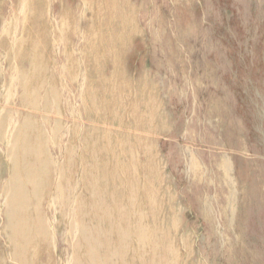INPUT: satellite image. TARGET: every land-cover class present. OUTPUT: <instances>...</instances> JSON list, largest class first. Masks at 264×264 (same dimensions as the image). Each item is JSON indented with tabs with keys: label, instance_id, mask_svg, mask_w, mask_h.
Masks as SVG:
<instances>
[{
	"label": "rangeland",
	"instance_id": "374dc122",
	"mask_svg": "<svg viewBox=\"0 0 264 264\" xmlns=\"http://www.w3.org/2000/svg\"><path fill=\"white\" fill-rule=\"evenodd\" d=\"M41 1L0 15V264L44 247L48 264H264V0ZM29 136L50 186L38 205L26 194L20 224L13 165Z\"/></svg>",
	"mask_w": 264,
	"mask_h": 264
},
{
	"label": "bare ground",
	"instance_id": "6f19581e",
	"mask_svg": "<svg viewBox=\"0 0 264 264\" xmlns=\"http://www.w3.org/2000/svg\"><path fill=\"white\" fill-rule=\"evenodd\" d=\"M5 1H6V0H0V15L3 14V11H4L3 8H5V4H6ZM31 1H34L35 4H34V3L32 4ZM18 2H19V0H16V5H17ZM40 3H42L41 0H28V4H26V6H25L24 8H25L28 12H29L30 10L33 11V10H35V9L37 8L38 5H40ZM41 6H42V5H41ZM41 6H40V7H41ZM18 7H19V6H18ZM26 10H25V11H26ZM38 11H39V10H38ZM46 11H47V10H46ZM155 11H156V10H155ZM33 12H34V11H33ZM168 12H169V11H168ZM14 13H15V12H14ZM33 15H34V14H33ZM38 15H39V14H38ZM25 17H26V15H25ZM27 17H28V16H27ZM32 17H33V16H32ZM40 17H41V16H40ZM32 19H34V18H32ZM32 19H30V20H32ZM39 19H40V18H39ZM27 20H29V19H27ZM34 21H35V19H34ZM37 21H39L38 23H39V25H40V24H42L43 18H41L40 20L37 19ZM30 22H31V21H30ZM31 23H32V22H31ZM31 23H30V24H31ZM36 23H37V22H36ZM28 24H29V23H28ZM26 26H27V25H26ZM27 27H28V26H27ZM35 27H36V26H35ZM40 27H41V26H40ZM40 27H39V28H40ZM31 29H32V28H31ZM33 29H34V28H33ZM37 29H38V27H37ZM9 30H10V29H9ZM23 31H24V30H23ZM23 31H22V32H23ZM29 31H30V30H29ZM36 31H37V30H36ZM38 31H39V30H38ZM38 31H37V32H38ZM10 32H11V31H10ZM30 33H31V31H30ZM153 33H154V32H153ZM19 34H20V33H19ZM22 34H23V33H22ZM26 34L28 35V32H27ZM9 35H10V34H9ZM9 35H8V36H9ZM23 35H24V34H23ZM31 35H33V34H31ZM31 35H30V36H31ZM36 35H37V34H36ZM28 36H29V35H28ZM38 36H39V35H38ZM144 36H145V35H144ZM10 37H11V36H10ZM34 37H35V36H34ZM2 38H3V37H2ZM13 39H14V38H13ZM13 39H12V40H13ZM17 39H18V38H17ZM20 39H21V38H20ZM24 39H25V38H24ZM1 40H2V39H1ZM4 40H5V39H4ZM4 40H3V41H4ZM14 40H15V39H14ZM18 40H19V39H18ZM42 40H43V38H42ZM44 40H45V39H44ZM5 41H6V40H5ZM5 41H4V42H5ZM9 41H11V40H9ZM40 41H41V39H40ZM13 42H14V41H13ZM15 42H16V41H15ZM32 42H33V41H32ZM24 43H26V42H24ZM27 43H28V42H27ZM33 43H34V42H33ZM45 43H46V42H45ZM172 43H173V41H172ZM5 44H6V43H5ZM18 44H19V42H18ZM42 44H43V43H42ZM9 45H10V42H9ZM23 45L25 46L26 44H23ZM23 45H20V46H23ZM28 45H29V44H28ZM7 46H8V45H7ZM7 46H6V47H7ZM43 46H44V44H43ZM43 46H42V47H43ZM1 47H2V45H1ZM3 47H5V45H4ZM14 47H15V46H14ZM44 47H45V46H44ZM20 48H21V47H20ZM45 48H46V47H45ZM3 49H4V48H3ZM8 49H9V48H8ZM13 49H14V48H13ZM41 49H42V52H43V48H41ZM21 50H22V49H21ZM21 50H20V52H21ZM37 50H38V49H37ZM6 51H7V50H6ZM8 51H9V50H8ZM26 51H27V49H26ZM44 51H45V49H44ZM1 52H2V51H1ZM13 52H14V51H13ZM2 53H3V52H2ZM8 53H9V52H8ZM8 53H6V54H8ZM4 54H5V53H4ZM10 54H12V53H10ZM28 54H30V53H28ZM44 54H46V53H44ZM44 54H43V55H44ZM8 55H9V54H8ZM13 55H14V54H13ZM25 55H27V54H25ZM31 55H33V53H32ZM34 55H35V54H34ZM10 56H11V55H10ZM27 56H28V55H27ZM27 56H26V59H27ZM11 57H12V56H11ZM29 57H30V55H29ZM35 57H36V56H35ZM15 58H16V57H15ZM31 58H34V57L32 56ZM0 60H2V59H0ZM4 60H5V59H4ZM8 60H10V59H7V61H8ZM28 60H29V59H28ZM28 60H27V61H28ZM35 60H36V59H35ZM2 61H3V60H2ZM13 61H14V56H13ZM30 61H32V60H30ZM39 61H40V60H39ZM14 62H15V61H14ZM19 62H20V61H19ZM36 62H37V61H36ZM36 62H35V63H36ZM4 63H6V62L4 61ZM39 63H41V62H39ZM14 64H15V63H14ZM20 64H22V63H20ZM29 64H30V63H29ZM32 64H33V62H32ZM10 65H11V64H10ZM34 65H35V64H34ZM37 65H38V63H37ZM4 66H5V65H4ZM11 66H12V65H11ZM16 66H17V65H16ZM7 67H8V66H7ZM12 67H13V66H12ZM33 67H35V66H33ZM37 67H38V66H37ZM8 68H9V67H8ZM19 68H20V67H19ZM21 68H22V66H21ZM27 68H28V67H27ZM17 69H18V68H17ZM23 69H24V67H23ZM25 69H26V68H25ZM4 70H5V69H4ZM4 70H3V71H4ZM24 71H25V70H24ZM29 71H30V70H29ZM33 71H34V70H33ZM35 71H36V70H35ZM38 71H39V70H38ZM5 72H6V71H5ZM19 72H20V71H19ZM16 73H17V71H16ZM28 73H29V72H28ZM41 73H42V71H41ZM2 74H3V73H2ZM17 74H19V73H17ZM29 74H31V73H29ZM39 74H40V73H39ZM31 75H33V74H31ZM34 75H35V74H34ZM37 75H38V74H37ZM23 76H24V75H23ZM29 76H30V75H29ZM40 76H42V75L40 74L39 77H40ZM32 77H33V76H31V78H32ZM0 78H1V77H0ZM7 78H8V77H7ZM24 78H25V77H24ZM24 78H23V79H24ZM31 78H27V79H31ZM58 78H59V77H58ZM18 79H19V78H18ZM27 79H25V80H27ZM38 79H39V78H38ZM5 80H6V79H5ZM3 81H4V80H3ZM27 81H28V80H27ZM42 81H43V80H42ZM42 81H41V82H42ZM18 82L21 83L19 80H18ZM6 83H7V82H6ZM8 83H9V82H8ZM42 83H43V82H42ZM29 84H30V83H29ZM34 84H35V83H34ZM2 85H3V83H2ZM18 85H20V84H18ZM31 85H32V84H31ZM31 85H30V86H31ZM35 85H37V83H36ZM30 86H28V87H30ZM44 86H45V85H44ZM8 87H9V85L7 86V88H8ZM40 87H41V86H40ZM40 87H39V89H41ZM45 87H46V86H45ZM7 88H6V89H7ZM6 89H4V90H6ZM18 89H19V88H18ZM29 89H30V88H29ZM29 89H26V90L29 91ZM33 89H34V88H33ZM39 89L37 88L36 91L38 92ZM26 90H25V91H26ZM47 90H48V89H47ZM17 91H18V90H17ZM17 91H16V92H17ZM36 91H35V92H36ZM7 92H8V91H7ZM29 93H31V92H29ZM29 93H27V91H26L25 94H29ZM7 94H8V93H7ZM19 94H20V93H19ZM19 94H18V97H19ZM31 94H32V93H31ZM39 94H40V92H39ZM39 94H35V95H39ZM29 95H30V94H29ZM29 95H28V96H29ZM35 95H34V96H35ZM43 95H44V93H43ZM50 95H51V94H50ZM21 96H22V95H21ZM51 96H52V95H51ZM8 97H9V95H8ZM44 97H45V96H44ZM44 97H43V99H44ZM1 98H2V97H1ZM1 98H0V99H1ZM9 98H10V97H9ZM26 98H27V95H26ZM26 98H24L25 101H26ZM31 98H33V97H31ZM38 98L41 99L40 97H38ZM27 99H30V98H27ZM35 99H36V98H35ZM35 99H34V100H35ZM43 99H41V100H43ZM79 99H80V98H79ZM32 100H33V99H32ZM34 100H33V101H34ZM19 101H20V100H19ZM19 101H17V104L19 103ZM25 101H24V102H25ZM28 101H29V100H28ZM35 101H37V99H36ZM38 101H39V100H38ZM10 102H11V101H10ZM39 102H40V101H39ZM41 102H42V101H41ZM45 102H46V101H45ZM47 102H48V101H47ZM8 103H9V102H8ZM21 103H22V102H21ZM25 103H26V102H25ZM33 103H34V104H32V106H35V102H33ZM11 104H12V103H11ZM11 104H10V105H11ZM17 104H15V105H17ZM26 104H27V103H26ZM26 104H25L26 107H28L29 105H31V104H29V105L27 104V105H28V106H27ZM44 104H45V103H44ZM8 105H9V104H8ZM21 105H22V104H21ZM38 105H39V104H38ZM42 105H43V104H42ZM45 105H46V104H45ZM45 105H44V110L46 111V109H45ZM17 106H18V105H17ZM9 107H11V106H9ZM14 107H15V106H14ZM20 107H21V106H20ZM26 107H23V108H26ZM40 107H41V106H40ZM28 108H31V107H28ZM28 108H27V109H28ZM35 108H36V106H35ZM37 108H38V107H37ZM6 109H8V108H6ZM6 109H5V110H6ZM9 109H10V108H9ZM12 109H13V108H12ZM31 109H32V108H31ZM31 109H30V110H31ZM42 109H43V108H42ZM42 109H41V110H42ZM47 109H48V108H47ZM13 110H14V109H13ZM30 110H29V111H30ZM34 110H35V109H34ZM44 110H43V111H44ZM6 111H7V110H6ZM6 111H5V113H6ZM32 111H33V110H32ZM37 111H38V109H37ZM9 112H10V111H9ZM34 112H36V111H34ZM48 112H49V111H48ZM21 113H22V112H21ZM18 114H19V112H18ZM38 114H39V113H38ZM9 115H11V114H9ZM23 115H24V114H23ZM25 115H26V114H25ZM36 115H37V114H36ZM36 115H35V116H36ZM41 115H43V113H42ZM41 115H40V116H41ZM2 116H4V115H2ZM27 116H28V114H27ZM29 116H30V115H29ZM29 116H28V117H29ZM33 116H34V115H33ZM33 116H32V117H33ZM37 116H38V115H37ZM37 116H36V117H37ZM46 116H47V115H46ZM11 117H12V116H11ZM23 117H24V116H23ZM28 117H27V118H28ZM32 117H31V119H32ZM4 118H5V117H4ZM29 118H30V117H29ZM34 118H35V117H34ZM1 119H2V118H1ZM7 119H8V118H7ZM7 119H6V120H7ZM10 119H11V118H10ZM24 119H26V118H24ZM37 119H38V118H37ZM46 119H47V118H46ZM27 120H29V119H27ZM34 120H35V119H34ZM1 121H2V120H1ZM4 121H5V120H4ZM20 121H21V120H20ZM35 121H36V120H35ZM38 121H39V120H38ZM26 122H27V121H26ZM32 122H33V119H32ZM45 122H47V120H46ZM1 123L3 124V122H1ZM4 123H6V121H5ZM37 123H38V122H37ZM2 124H0V125H2ZM33 124H35V123H33ZM33 124L31 125L32 127L35 126V125H33ZM86 124H87V123H86ZM9 125H10V124H9ZM40 125H41V124H40ZM2 126H4V124H3ZM2 126L0 127V131H1V129L3 128ZM26 126H28V124H27ZM38 126H39V125H38ZM44 126L47 127L46 125H44ZM28 127H29V126H28ZM4 128H5V127H4ZM19 128H20V126H19ZM19 128H18V130H19ZM25 128H27V127H25ZM33 128H34V127H33ZM35 128H36V127H35ZM38 128H39V127H38ZM40 128L42 129V127H40ZM47 128H48V127H47ZM72 128H73V127H72ZM83 128H85V127H83ZM15 129H16V128H15ZM30 130L34 132V130H32V128H31ZM42 130H43V129H42ZM44 130H45V129H44ZM44 130H43V131H44ZM46 130H47V129H46ZM67 130H68V129H67ZM81 130H82V129H81ZM14 131H15V130H14ZM35 131H36V129H35ZM17 132H19V131H17ZM20 132H21V131H20ZM38 132H39V131H38ZM46 132H47V131H46ZM69 132H70V130H69ZM15 133H16V132H15ZM24 133H25V132H24ZM26 133H27V132H26ZM87 133H88V132H87ZM1 134H2V133H1ZM7 134H8V133H7ZM17 134H18V133H17ZM30 134H32V132H31ZM36 135L39 136L37 133H36ZM96 135H97V134H96ZM0 136H1V135H0ZM13 136H14V135H13ZM27 136H28V134H27ZM31 136H32V135H31ZM41 136H42V135H40V137H41ZM45 136H46V135H45ZM29 137H30V136H29ZM29 137H28V138H29ZM34 137H35V136H34ZM34 137H33V138H34ZM42 137H43V136H42ZM42 137H41V138H42ZM91 137H92V136H91ZM151 137H152V136H151ZM21 138L24 139L25 136H24V137H21ZM30 138H31V137H30ZM33 138H31L32 140H31V139L23 140L24 143H23V144H20V145L17 146V150H18V151L24 156L25 159L22 160V161L19 160V161H20L19 163H18V161H17L16 165H13V164H12V165H13V169H14V173H15V171H16V174H15L16 178H15V179H14V178L12 179V181L14 180V184H15V185H14L15 187L13 186L12 190L14 191L13 194L15 193L16 195H13V194H12V195H13V197L16 196V199H15V198H14V199H15L16 202H17V204H16V202H14V204H16V206H17V211L15 212L16 214H14L13 216H16V215L18 214V216H19V220H20V221H19L20 224H21V221H23V219H27V217H28V216H27V212H26V210H27V208L29 207L28 204H29L30 202L27 203V200H26V198H27V197H26V194L29 192V193H31V195L37 197V198H38V199H37V204H35V205H38V202L40 201V199L43 198V197H41V196H43L44 194H46V193L48 192V187L50 186V185H48V179H49V178H48L47 165H51V163L48 164V161H49V160H47V161H46V160H42L43 157L40 159L39 157H41V156L37 157V156H38V155H37V154H38V151L36 152V150H37L39 147L37 148L36 143H37V144L39 143V142H38L39 137H38V138L36 137L35 139H33ZM37 139H38V140H37ZM73 139H74V138H73ZM107 139H108V138H107ZM18 140H19V139H18ZM36 140H37V142H36ZM41 141H42V139H41ZM82 141H83V140H82ZM41 143H42V142H41ZM3 144H4V143H3ZM17 144H18V143H17ZM40 145H41V144H40ZM40 145H38V146H40ZM81 145H82V144H81ZM1 146H2V145H1ZM1 146H0V147H1ZM43 146H44V143H43ZM112 146H113V145H112ZM2 148H3V147H2ZM40 148H41V147H40ZM46 148H47V147H46ZM76 148H77V147H76ZM39 150H41V149H39ZM42 150H45V149H42ZM81 150H82V149H81ZM3 151H4V150H3ZM13 152H15V151L13 150ZM44 153H45V151H44ZM8 154H9V153H8ZM39 154H40V152H39ZM42 154H43V153H42ZM42 154H41V155H42ZM68 154H69V153H68ZM97 154H98V153H97ZM3 155H4V154H3ZM11 155H12V154H11ZM17 155H18V154H15L16 157H17ZM22 155H21V156H22ZM47 155H48V154H47ZM85 155H86V154H85ZM88 155H89V154H88ZM6 156H7V154H6ZM6 156H5V157H6ZM15 156H14V158H15ZM86 156H87V155H86ZM18 157H19V156H18ZM47 157H48V156H47ZM84 157H85V156H84ZM84 157H82V158H84ZM89 157H90V156H89ZM91 157H92V156H91ZM101 157H102V156H101ZM0 158H1V157H0ZM20 158H21V157H20ZM96 158H97V157H96ZM18 159H19V158H17L16 160H18ZM22 159H23V158H22ZM43 159H46V158H43ZM66 159H67V158H66ZM88 159H89V158H88ZM88 159H87V160H88ZM82 160H84V159H82ZM92 160H93V162H94V159H92ZM92 160L90 159V161H92ZM126 160H127V159H126ZM50 161H51V160H50ZM63 161H64V160H63ZM80 161H81V160H80ZM85 161H86V160H85ZM110 161H111V160H110ZM110 161H109V162H110ZM71 162H72V161H71ZM2 163H3V162H2ZM63 163H64V162H63ZM81 163H82V162H81ZM81 163H80V164H81ZM87 163H88V161H87ZM94 163H95V162H94ZM4 164H5V163H4ZM83 164H84V163H83ZM106 164H107V163H106ZM108 164H109V163H108ZM110 164H111V163H110ZM2 165H3V164H2ZM65 165H66V162H65ZM69 165H70V164H68V167H67L66 169L69 168ZM73 165H74V163H73ZM102 165H103V164H102ZM6 166H7V165H6ZM8 166H9V165H8ZM55 166H56V164H55ZM70 166H72V165H70ZM83 166H86V165L84 164ZM89 166H90V165H89ZM98 166H99V165H98ZM108 166H109V165H107V167H108ZM113 166H114V164H113ZM121 166H123V165H121ZM65 167H66V166H65ZM65 167H64V168H65ZM74 167H75V166H74ZM107 167H106V169H107ZM8 168H10V167H8ZM0 169H1V168H0ZM11 169H12V168H11ZM11 169H10V170H11ZM70 169H72V168H70ZM73 169H76V167L73 168ZM79 169H80V168H79ZM85 169H87V166L85 167ZM89 169H92V165H91V167H90ZM96 169H97V168H96ZM77 170H78V169H77ZM99 170H100V169H99ZM101 170H102V169H101ZM103 170H104V168H103ZM113 170H114V169H113ZM123 170H124V168H123ZM0 171H3V170H0ZM65 171H66V170H65ZM70 171H71V173H72V170H69V172H70ZM81 171H82V169H81ZM84 171H87V170H84ZM93 171H94V169H93ZM93 171H92V174H93ZM104 171H105L104 173L107 174V173H106V170H104ZM116 171H117V170H116ZM116 171H115V172H116ZM19 172H20V174H21L20 176H19ZM50 172H51V169H50ZM50 172H49V174H50ZM69 172H68V173H69ZM87 172H89V171H87ZM97 172H99V171L97 170ZM101 172H102V171H101ZM108 172H112V171L110 170V171H108ZM11 173H12V171H11ZM64 173H65V172H64ZM66 173H67V172H66ZM76 173H77V171H76ZM80 173H81V172H80ZM83 173H84V172H83ZM94 173H95V172H94ZM12 174H13V173H12ZM61 174H62V173H61ZM88 174H89V173H88ZM90 174H91V173H90ZM90 174H89V175H90ZM101 174H102V173H100L99 176L102 178L104 174H103V175H101ZM113 174H114V172H113L112 174L110 173L109 175L111 176V175H113ZM10 175H11V174H10ZM72 175H74V174H72ZM77 175H78V174H77ZM89 175H88V176H89ZM94 175H97V174H93V176H94ZM109 175H108V177H109ZM0 176H1V175H0ZM39 176H41V182H40V180L38 179ZM62 176H63V175H61V178H62ZM81 176H82V175H81ZM83 176H84V175H83ZM83 176H82V179H83ZM13 177H14V176H13ZM51 177H52V175H51ZM86 177H87V176H86ZM86 177H85V178H86ZM90 177H91V176H90ZM100 177H99V178H100ZM112 177H113V176H112ZM10 178H11V177H10ZM58 178H59V177H58ZM69 178H71V174H70V177H69ZM74 178H75V177H74ZM79 178H80V176H79ZM79 178H78V180H80ZM97 178H98V177H97ZM99 178H98V179H99ZM110 178H111V177H110ZM50 179H51V178H50ZM88 179H89V177L87 178V180H88ZM92 179H93V178H92ZM103 179H104V177H103ZM113 179H114V178H113ZM116 179H117V178H116ZM58 180H59V179H58ZM70 180H71V179H70ZM87 180H86V181H87ZM95 180H96V179H95ZM100 180H101V179H100ZM100 180H99V181H100ZM109 180H110V179H109ZM109 180H108V181H109ZM128 180H129V179H128ZM53 181H55V180H53ZM89 181H90V180H88L87 182H89ZM101 181L103 182V180H101ZM101 181H100V184H99V185H100V186H103V184H104L105 181L102 183V185H101ZM108 181H106V185H107V182H108ZM112 181H113V180H112ZM112 181L110 180V182H112ZM114 181H115V180H114ZM9 182H10V181H9ZM9 182H8V183H9ZM79 182H80V181H79ZM87 182H86V183H87ZM3 183H4V182H3ZM5 183H6V182H5ZM8 183H7V184H8ZM57 183H59V182H57ZM60 183H61V182H60ZM108 183H109V182H108ZM65 184H66V183H65ZM89 184H91V183H89ZM97 184H98V183H97ZM97 184H96V187L98 186ZM0 185H1V184H0ZM3 185H4V184H3ZM10 185H11V183H10ZM56 185H58V184H56ZM91 185H92V184H91ZM1 186H2V185H1ZM1 186H0V187H1ZM4 186H5V185H4ZM63 186H64V185H63ZM66 186H67V184H66ZM68 186H69V185H68ZM71 186H72V185H71ZM80 186H81V185H80ZM83 186H84V185H83ZM87 186H88V185L86 184V187H87ZM108 186H109V184H108ZM7 187H8V185H7ZM51 187H52V186H51ZM58 187H60V186H58ZM112 187H113V186H112ZM1 188H2V187H1ZM9 188H10V187H9ZM65 188H66V187H65ZM82 188H83L82 192H86V193H88V195H89L90 192H87L86 190H87L88 188L92 190V187L90 188L89 186H88V188H87L85 191H84L85 188H84V187H82ZM100 188H101V187H100ZM103 188H104V186H103ZM105 188H107V187H105ZM105 188H104V189H105ZM110 188H111V187H110ZM4 189H5V188H4ZM53 189H54V188H53ZM53 189H52V190H53ZM59 189H60V188H59ZM59 189H58V190H59ZM89 189H88V191H90ZM94 189H95V188H94ZM101 189H102V188H101ZM1 190H2V189H1ZM52 190H51V191H52ZM58 190H57V191H58ZM106 190H107V189H106ZM113 190H114V189H113ZM5 191H6V190H5ZM5 191H4V193H5ZM38 191H40L39 193H41V194H43V195H40V194L38 195ZM64 191H66V190H64ZM77 191H78V190H77ZM98 191H99V190H98ZM98 191H97V192H98ZM102 191H103V190H102ZM53 192H54V191H53ZM62 192H63V191H62ZM79 192H80V191H79ZM82 192H81V193H82ZM110 192H111V191H110ZM110 192H108V193H110ZM112 192H113V191H112ZM0 193H1V192H0ZM99 193H100V191H99ZM108 193H107V194H108ZM51 194H52V193H51ZM53 194H54V193H53ZM56 194H57V192H56ZM56 194H55V195H56ZM62 194H63V193H62ZM62 194H61V197H62ZM72 194H73V193H72ZM77 194H78V193H77ZM133 194H134V193H133ZM8 195H9V193H8ZM8 195H5V194L3 195L4 197H6V200H7ZM10 195H11V194H10ZM12 195H11V196H12ZM29 195H30V194H29ZM47 195H48V194H46V196H47ZM64 195H65V194H64ZM113 195H114V192H113ZM113 195H111V196H113ZM137 195H138V194H137ZM58 196H59V194H58ZM70 196H71V195H70ZM73 196H74V195H73ZM79 196H80V195H79ZM82 196H83V194H82ZM84 196H85V195H84ZM84 196H83V197H84ZM95 196H96V195H95ZM108 196H109V195H108ZM9 197H10V196H9ZM76 197H77V195H76ZM113 197H114V196H113ZM29 198H30V197H29ZM49 198H50V197H49ZM49 198H48V199H49ZM59 198H60V197H59ZM63 198H64V197H63ZM67 198H68V197H67ZM67 198H66V199H67ZM78 198H79V197H78ZM104 198H105V195H104ZM27 199H28V198H27ZM75 199H76V198H75ZM75 199H74V200H75ZM80 199H81V198H80ZM82 199H85V198H82ZM82 199H81V201H82ZM92 199H93V198H92ZM97 199H98V198H97ZM100 199H101V198H100ZM108 199H109V197H108ZM6 200H5V201H6ZM11 200H12V198H11ZM15 200H14V201H15ZM29 200H30V199H29ZM31 200H32V198H31ZM31 200H30V201H31ZM46 200H47V199H46ZM55 200H56V198H55ZM57 200H58V199H57ZM64 200H65V199H64ZM64 200H61V201H64ZM93 200H94V199H93ZM102 200H103V199H102ZM106 200H107V196H106ZM113 200H114V199H113ZM8 201H9V199H8ZM41 201L43 202V199H41ZM65 201H66V200H65ZM87 201H91V200H87ZM96 201H97V200H96ZM104 201H105V200H103V202H104ZM122 201H123V200H122ZM255 201H256V200H255ZM9 202H10V201H9ZM42 202H40V203H42ZM47 202H48V201H47ZM77 202H79V199H78V201H76V203H77ZM103 202H102V203H103ZM4 203H5V202H4ZM6 203H7V202H6ZM6 203H5V204H6ZM54 203H55V202H54ZM69 203H70V201H69ZM86 203H87V202H86ZM96 203H98V201H97ZM96 203H95V206H96ZM239 203H240V202H239ZM254 203H255V202H254ZM7 204L11 206L10 203H7ZM12 204H13V203H12ZM42 204H43V203H42ZM47 204H48V203H47ZM63 204H64V202H63ZM80 204H81V203H80ZM87 204H88V203H87ZM114 204H115V203H114ZM55 205H58V204H55ZM59 205L61 206V204H59ZM64 205H65V204H64ZM69 205H70V204H69ZM71 205H72V204H71ZM74 205H75V204H74ZM76 205H77V204H76ZM83 205H84V204H83ZM90 205H91V204H89V206H90ZM98 205H99V204H97V206H98ZM100 205H101V204H100ZM103 205H105V203H104ZM106 205H107V203H106ZM110 205L112 206V204H110ZM0 206H1V205H0ZM43 206H44V205H43ZM47 206H48V205H47ZM65 206H67V205H65ZM89 206L87 205L86 207L89 208ZM92 206H93V204H92ZM257 206H258V205H257ZM6 207H7V206H6ZM6 207H4V210H5ZM8 207H9V206H8ZM30 207H31V206H30ZM79 207H80V206H79ZM84 207H85V205H84ZM84 207H83V208H84ZM86 207H85V209H86ZM103 207H104V206H103ZM112 207H114V206H112ZM112 207H110L109 209H111ZM117 207H118V206H116V209H117ZM12 208H13V207H12ZM12 208H11V209H12ZM58 208H59V207H58ZM62 208H64L63 205H62ZM88 208H87V209H88ZM93 208H94V207H93ZM96 208H97V207H95V209H96ZM99 208L101 209V207H99ZM105 208H106V207H105ZM36 209H37V208H36ZM40 209H41V207H40ZM43 209H44V208H43ZM81 209H82V208H81ZM85 209H84V210H85ZM100 209H99V210H100ZM113 209H114V208H113ZM1 210H2V209H1ZM13 210H14V209H13ZM13 210H12V211H13ZM31 210H32V209H31ZM66 210H68V209L66 208ZM69 210H70V209H69ZM78 210H79V209H78ZM82 210H83V209H82ZM82 210H81L80 212H82ZM84 210H83V211H84ZM91 210L93 211V209H91ZM97 210H98V209H97ZM111 210H112V209H111ZM2 211H3V210H2ZM27 211H28V210H27ZM38 211H40V210H38ZM85 211H86V210H85ZM87 211H88V210H87ZM87 211H86V212H87ZM92 211H91V212H92ZM94 211L96 212V210H94ZM101 211H103V210H101ZM101 211H100V212H101ZM6 212H7V211H5V213H6ZM30 212H31V211H30ZM77 212L79 213V211H77ZM77 212H76V213H77ZM3 213H4V211H3ZM9 213H10V212H9ZM41 213H42V209H41ZM76 213H74V214H76ZM84 213H85V212H84ZM93 213H94V212H93ZM93 213H92V214H93ZM96 213H97V212H96ZM10 214H11V213H10ZM10 214H9V216H10ZM65 214H66V213H65ZM89 214H90V213H89ZM76 215H77V214H76ZM80 215H81V213H80ZM80 215H78L77 217H79ZM93 215H94V214H93ZM98 215H99V214H98ZM98 215H96V217H97ZM106 215H107V214H106ZM110 215H111V214H110ZM2 216H3V215H2ZM4 216H5V214H4ZM7 216H8V215H7ZM11 216H12V215H11ZM13 216H12V219H15L16 217L14 218ZM99 216H102V215H99ZM99 216H98V217H99ZM103 216H104V215H103ZM30 217H31V216H30ZM33 217H34V216H33ZM35 217H36V216H35ZM37 217H38V216H37ZM87 217H91V215H89V216H87ZM126 217H127V216H126ZM10 218H11V217H10ZM40 218H41V216H40ZM40 218H39V219H40ZM72 218H73V217H72ZM80 218H81V217H80ZM80 218H79V219H80ZM103 218H104V217H103ZM103 218H102V219H103ZM106 218H107V216H106ZM113 218H114V217H113ZM2 219H3V217H2ZM6 219H7V218H6ZM16 219H17V218H16ZM31 219H32V218H31ZM34 219L36 220V218H34ZM34 219H33V221H34ZM39 219H38V220H39ZM55 219H56V218H55ZM77 219H78V218H77ZM77 219H76V222H77ZM83 219H84V218H83ZM91 219H92V218H91ZM97 219H98V218H97ZM110 219H111V218H110ZM110 219H109V220H110ZM151 219H152V217H151ZM10 220H11V219H10ZM41 220H42V219H41ZM87 220H88V219H87ZM92 220H93V219H92ZM94 220L96 221V218H95ZM100 220H101V218H100ZM104 220L106 221V219H104ZM14 221H17V220H14ZM14 221H13V222H14ZM25 221H26V220H25ZM27 221H28V220H27ZM39 221H40V220H39ZM44 221H46V220H44ZM44 221H43V222H44ZM79 221H80V220H79ZM81 221H83V220H81ZM84 221L86 222V220H84ZM90 221H91V220H90ZM95 221H94V223H93V222H92V223L95 224ZM113 221H114V220H113ZM13 222H12V223H13ZM63 222H64V221H63ZM76 222H75V223H76ZM85 222H84V223H85ZM97 222H98V221H97ZM97 222H96V225H97ZM99 222H100V221H99ZM103 222H104V221H103ZM103 222H102V223H103ZM110 222H111V221H110ZM17 223H18V222H17ZM25 223H26V222H25ZM45 223H46V222H45ZM92 223H91V225H92ZM107 223H108V222H107ZM160 223H161V222H160ZM33 224H34V223H33ZM38 224H39V223H38ZM77 224H78V223H77ZM103 224H104V223H103ZM110 224H112V223H110ZM4 225H5V224H4ZM6 225H7V223H6ZM24 225H25V224H24ZM26 225H27V224H26ZM98 225H99V224H98ZM108 225H109V223H108ZM115 225H116V224H115ZM12 226H13V225H12ZM14 226H16V225L14 224ZM14 226H13V227H14ZM29 226H30V222H29ZM34 226H35V225H34ZM45 226H46V225H45ZM83 226H84V225H83ZM102 226H103V225H102ZM104 226H106V228H107L106 222H105V225H104ZM123 226H124V225H123ZM123 226H121V227H123ZM5 227H6V226H5ZM18 227H19V226H16V227L14 228L15 233H16V230L18 229ZM20 227H21V226H20ZM31 227L33 228V225H32ZM88 227H89V226H88ZM93 227H95V226L93 225ZM110 227H112V225H111ZM8 228H11V227L8 226ZM8 228H7V229L4 228V229L8 230ZM24 228H25V227H24ZM34 228H35V227H34ZM46 228H47V227H46ZM96 228H97V227H96ZM123 228L125 229V227H123ZM123 228H121V229H123ZM25 229H27V228H25ZM28 229H29V228H28ZM101 229H102V228H101ZM114 229H115V228H114ZM136 229H137V228H136ZM256 229H257V228H256ZM14 230H13V232H14ZM19 230H21V229H19ZM19 230H17V231H19ZM23 230H24V229H22V231H23ZM40 230H41V228H40ZM40 230H39V231H40ZM53 230H54V229H53ZM95 230H96V229H95ZM241 230H242V229H241ZM10 231H11V229H10L9 231H7V232H10ZM22 231H21V232H22ZM29 231H30V230H29ZM29 231H28V232H29ZM31 231H32V229H31ZM31 231H30V232H31ZM112 231H113V230H112ZM112 231H111V232H112ZM114 231H115V230H114ZM114 231H113V232H114ZM19 232H20V231H19ZM23 232H24V231H23ZM86 232H87V231H86ZM92 232H93V231H92ZM107 232H108V231H107ZM121 232H122V231H121ZM25 233H26V231H25ZM105 233H106V231H105ZM249 233H250V232H249ZM32 234H35V233H32ZM91 234H92V233H91ZM111 234H112V233H111ZM250 234H251V233H250ZM8 235H9V233H8ZM10 235H11V233H10ZM19 235H20V233H19ZM29 235H30V234H29ZM29 235H28V236H29ZM35 235H36V234H35ZM50 235H51V234H50ZM54 235H55V234H54ZM62 235H63V234H62ZM108 235H109V234H108ZM16 236H17V235H16ZM22 236H23V235H22ZM42 236H43V235H42ZM45 236H46V235H45ZM94 236H95V235H94ZM94 236H93V237H94ZM112 236H113V235H110V238H111ZM118 236H120V233H119ZM98 237H99V236H98ZM12 238H14V237L12 236ZM19 238H20V237H19ZM22 238H23V237H21V239H22ZM26 238H28V237H26ZM31 238H33L32 235H31ZM31 238H30V239H31ZM35 238H36V236H35ZM61 238H62V237H61ZM7 239H8V238H7ZM21 239H20V240H21ZM24 239H25V238H24ZM97 239H98V238H97ZM99 239H100V238H99ZM117 239H118V238H117ZM9 240L12 241V240H16V239H15V238H14V239H11V236H10V239H9ZM9 240H8V241H9ZM18 240H19V239H18ZM20 240H19V241H20ZM43 240H44V239H43ZM102 240H103V239H102ZM111 240H112V239H111ZM114 240H115V239H114ZM114 240H113V241H114ZM119 240H120V238H119ZM19 241H18V242H19ZM22 241H23V240H22ZM36 241H37V240H36ZM89 241H90V240H89ZM99 241H101V240H99ZM18 242H16V243L18 244ZM20 242H21V241H20ZM32 242H34V241L32 240ZM80 242H81V241H80ZM102 242H103V241H102ZM107 242H108V241H107ZM110 242H111V241H110ZM110 242H109V244H110ZM119 242H120V241H119ZM22 243H23V242H22ZM98 243H99V242H98ZM100 243H101V242H100ZM113 243H114V242H113ZM113 243H112V244H113ZM115 243H116V241H115ZM145 243H146V242H145ZM25 244H26V243H25ZM34 244H35V243H34ZM38 244H39V243H38ZM38 244H36V245L39 246ZM81 244H82V243H81ZM101 244H102V243H101ZM116 244H117V243H116ZM11 245H12V242H11ZM27 245H28V243H27ZM88 245H89V243H88ZM90 245H92V243H91ZM145 245H146V244H145ZM150 245H151V244H150ZM21 246H22V245H21ZM23 246H24V244H23ZM23 246H22V247H23ZM43 246H45V245H43ZM43 246H42V247H43ZM108 246H109V245H108ZM114 246H116V245L109 246V247L111 248V247H114ZM117 246H118V245H117ZM13 247H14V245H12V248H13ZM15 247H16V246H15ZM32 247H33V245H32ZM46 247H47V246H46ZM82 247H83V246H82ZM85 247H86V245H85ZM92 247H93V245H92ZM12 248H11V249H12ZM29 248H30V245H29ZM29 248H28V250H29ZM44 248H45V247H44ZM44 248H43V249H44ZM93 248H94V247H93ZM22 249H23V248H22ZM36 249H37V248H36ZM38 249H39V247H38ZM43 249H42V251H41V249H40V250H35V252H33V253H28L30 263L32 262V264H43V263H41V262H42V260H44V261H45V264H48V252H47V251H44ZM75 249H76V248H75ZM103 249H104V248H103ZM111 249H113V248H111ZM12 250H13V249H12ZM18 250H19V249H18ZM72 250H73V249H72ZM76 250H77V249H76ZM92 250H93V249H92ZM14 251H16V250H14ZM21 251H22V250H20V252H21ZM26 251H27V250H26ZM82 251H83V249H82ZM103 251H104V250H103ZM105 251H106V250H105ZM112 251H113V250H112ZM12 252H13V251H12ZM12 252H11V254H12ZM16 252H17V251H16ZM20 252H19V253H20ZM74 252H75V251H72V253H74ZM99 252H100V251H99ZM117 252H118V251H117ZM14 253H15V252H14ZM25 253H26V252H25ZM86 253H87V252H86ZM153 253H154V252H153ZM0 254H1V253H0ZM33 254L35 255L34 257H33ZM74 254H77V255H78V251H77V253H74ZM94 254H95V252H94ZM119 254H121V253H119ZM52 255H53V254H52ZM52 255H51V257H52ZM77 255H76V256H77ZM80 255H81V254H80ZM104 255H105V253H104ZM137 255H138V253H137ZM26 256H27V255H26ZM26 256L22 258V260H21L22 262H26V261L28 262V260H26ZM184 256H185V255H184ZM13 257H14V256H13ZM16 257H17V256H16ZM19 257H20V256H19ZM19 257H17V259H18ZM73 257H75V256H73ZM78 257H80V256H78ZM86 257H87V256H86ZM232 257H233V256H232ZM84 258H85V257H84ZM96 258H97V256H96ZM104 258H105V257H104ZM27 259H28V257H27ZM41 259H42V260H41ZM53 259H54V258H53ZM86 259H87V258H86ZM184 259H185V258H184ZM13 260H14V258H13ZM18 260H20V259H18ZM18 260H17L16 262H18ZM40 260H41V261H40ZM72 260H73V259H72ZM88 260H89V258H88ZM94 260H95V259H94ZM136 260H137V259H136ZM1 261H2V260H1ZM44 261H43V262H44ZM52 261H53V260H52ZM55 261H56V260H55ZM83 261H84V260H83ZM97 261H98V260H97ZM117 261H118V260H117ZM85 262H86V261H85ZM19 263H21V262H19ZM54 263H55V262H54ZM54 263H53V264H54ZM57 263H58V262H57ZM57 263H56V264H57ZM101 263H102V262H101ZM104 263H105V262H104ZM117 263H119V262H117ZM117 263H116V264H117ZM137 263H138V262H137ZM4 264H5V263H4ZM27 264H28V263H27ZM125 264H126V263H125Z\"/></svg>",
	"mask_w": 264,
	"mask_h": 264
}]
</instances>
